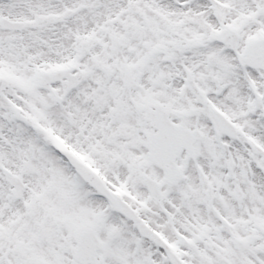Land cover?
I'll use <instances>...</instances> for the list:
<instances>
[{
	"label": "snow or ice",
	"instance_id": "1",
	"mask_svg": "<svg viewBox=\"0 0 264 264\" xmlns=\"http://www.w3.org/2000/svg\"><path fill=\"white\" fill-rule=\"evenodd\" d=\"M0 264H264V0H0Z\"/></svg>",
	"mask_w": 264,
	"mask_h": 264
}]
</instances>
